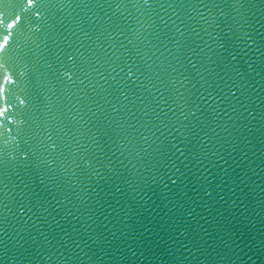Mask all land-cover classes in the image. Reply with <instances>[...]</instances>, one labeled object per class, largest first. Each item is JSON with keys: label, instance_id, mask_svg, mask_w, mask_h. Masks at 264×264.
Segmentation results:
<instances>
[{"label": "water", "instance_id": "95a60500", "mask_svg": "<svg viewBox=\"0 0 264 264\" xmlns=\"http://www.w3.org/2000/svg\"><path fill=\"white\" fill-rule=\"evenodd\" d=\"M16 3L0 264H264V0Z\"/></svg>", "mask_w": 264, "mask_h": 264}, {"label": "snow or ice", "instance_id": "6c2138e0", "mask_svg": "<svg viewBox=\"0 0 264 264\" xmlns=\"http://www.w3.org/2000/svg\"><path fill=\"white\" fill-rule=\"evenodd\" d=\"M9 2V0H0V5H3L5 3ZM19 3H24L26 6H31L34 3V0H18V3H16L14 6L18 7ZM3 13L0 12V17H3ZM23 17L19 14H10L9 17L0 19V49L5 47L8 43V39L11 35V33L8 31V29H12L15 26L18 25V22H21ZM5 80L8 79V77H4ZM2 87V86H0ZM0 115H3L2 112H0Z\"/></svg>", "mask_w": 264, "mask_h": 264}]
</instances>
